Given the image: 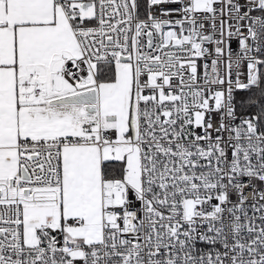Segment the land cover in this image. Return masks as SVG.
I'll list each match as a JSON object with an SVG mask.
<instances>
[{
  "label": "snow or ice",
  "instance_id": "snow-or-ice-1",
  "mask_svg": "<svg viewBox=\"0 0 264 264\" xmlns=\"http://www.w3.org/2000/svg\"><path fill=\"white\" fill-rule=\"evenodd\" d=\"M0 264H264V0H0Z\"/></svg>",
  "mask_w": 264,
  "mask_h": 264
},
{
  "label": "built area",
  "instance_id": "built-area-1",
  "mask_svg": "<svg viewBox=\"0 0 264 264\" xmlns=\"http://www.w3.org/2000/svg\"><path fill=\"white\" fill-rule=\"evenodd\" d=\"M233 47H234V48L236 47V43H235V41L233 42ZM201 71H202V69H201ZM244 71H245V73H246V69H244Z\"/></svg>",
  "mask_w": 264,
  "mask_h": 264
}]
</instances>
